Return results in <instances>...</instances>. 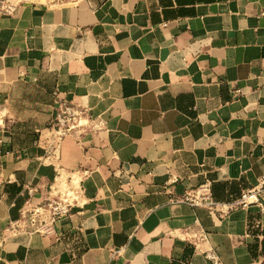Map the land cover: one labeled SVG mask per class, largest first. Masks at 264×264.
<instances>
[{
	"label": "crops",
	"instance_id": "crops-1",
	"mask_svg": "<svg viewBox=\"0 0 264 264\" xmlns=\"http://www.w3.org/2000/svg\"><path fill=\"white\" fill-rule=\"evenodd\" d=\"M3 1L0 264H264L229 207L264 175V0ZM59 99L88 125L59 137ZM205 181L219 211L171 202ZM69 190L54 234L5 235Z\"/></svg>",
	"mask_w": 264,
	"mask_h": 264
},
{
	"label": "built area",
	"instance_id": "built-area-1",
	"mask_svg": "<svg viewBox=\"0 0 264 264\" xmlns=\"http://www.w3.org/2000/svg\"><path fill=\"white\" fill-rule=\"evenodd\" d=\"M38 3L45 6L64 5L78 3L80 0H21ZM9 7L0 0V10L9 11ZM87 112L75 103L59 99L57 101L56 113L51 123L59 137L70 135L78 128L88 125ZM264 175L258 177L256 184L241 193V195L229 207H248L255 205L260 213L264 214ZM75 193L72 190L57 194L48 199L43 205L32 207L21 212L20 217L10 221L5 228V235H10L20 231L35 232L41 235L54 234L53 224L57 221L69 219L73 216L75 205ZM172 203H186L193 208H204L208 211H219L225 204L216 201L212 195L210 183L205 181L199 185L186 189L180 195L171 199ZM207 259L218 264L219 260L213 251L206 253Z\"/></svg>",
	"mask_w": 264,
	"mask_h": 264
}]
</instances>
